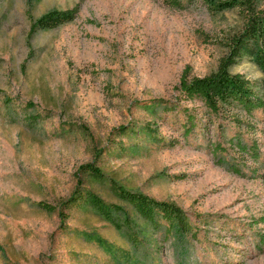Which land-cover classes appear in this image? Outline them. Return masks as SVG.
Returning <instances> with one entry per match:
<instances>
[{"label":"rangeland","instance_id":"obj_1","mask_svg":"<svg viewBox=\"0 0 264 264\" xmlns=\"http://www.w3.org/2000/svg\"><path fill=\"white\" fill-rule=\"evenodd\" d=\"M179 1L0 0V264H264V112L214 114L180 90L229 60L264 96V0ZM113 184L178 205L194 234L152 226ZM77 190L129 227L66 205Z\"/></svg>","mask_w":264,"mask_h":264},{"label":"trees","instance_id":"obj_2","mask_svg":"<svg viewBox=\"0 0 264 264\" xmlns=\"http://www.w3.org/2000/svg\"><path fill=\"white\" fill-rule=\"evenodd\" d=\"M242 1L247 5V9L251 8V3H254L252 0ZM234 2L235 0H224V4L227 5L233 4ZM170 3L176 8L185 7L179 0H170ZM77 11L78 9L74 8L69 10H54L47 13L41 19L34 22L31 33H33L38 27L44 28L45 25L50 22L71 20L75 17ZM251 23L256 27L257 21H252ZM258 27L261 32V28H264V24L258 22ZM241 45H243V43L239 40L238 47ZM232 63L233 61L226 60L216 73L205 77H195L191 80L188 78V70H185L180 80V90L184 98L191 101H201L206 106L207 110L214 114H218L220 111L228 112L230 109L235 108L244 111L247 116L253 115V112L256 109H261L264 112V96L255 90L249 79L240 73L232 72L230 66ZM185 110L188 122L191 124L188 126L186 125L185 127V135L187 136L194 128L195 124L193 122L195 115L191 114L189 110ZM238 145L239 151H248L255 159L259 158L258 148L254 147L252 150H249L241 141H238ZM255 145L256 144H254V146ZM211 147L212 151H215V153L222 150V146L217 143L213 144ZM82 168H89V170L97 177H103L102 171L92 164L84 165ZM231 170L239 175L244 174L238 166H232ZM113 187L115 188L119 199L132 207L136 213L152 226L159 228L163 223L162 221H166L168 224L167 230L170 232L176 230L181 235L193 233L194 228L190 218L178 205L156 200L153 197L131 191L121 185L113 184ZM81 199L87 201L108 221L115 223L120 227H123V225L129 227V219L127 217L122 221L114 216V212H121L123 210L120 206L106 203L99 195L91 191L85 194L82 191L77 190L71 199L65 204H76ZM47 208H50V206ZM128 236L132 239L133 243L138 245L139 239L136 234L130 231Z\"/></svg>","mask_w":264,"mask_h":264}]
</instances>
